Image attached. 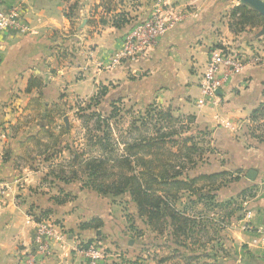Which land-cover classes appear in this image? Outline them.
<instances>
[{
    "label": "crops",
    "instance_id": "crops-1",
    "mask_svg": "<svg viewBox=\"0 0 264 264\" xmlns=\"http://www.w3.org/2000/svg\"><path fill=\"white\" fill-rule=\"evenodd\" d=\"M164 1L185 17L146 56L108 70L98 62L108 61L124 33L148 16L155 0H0V8L22 3L29 24L25 33L0 36V182L7 186L0 196V264H23L22 253L36 227L33 216L45 209L44 217L65 236L41 264H86L80 248L91 243L105 250L103 264H264V117L252 118L264 105V48L261 63L246 65L220 89L218 104H198L209 48L227 44L250 58L249 46L264 33V17L260 14L257 35L252 31L258 26L235 33L229 13L244 4L240 0ZM100 90L105 93L96 104H156L185 123L198 146L208 148L187 169L190 177L226 172L210 184L215 199L235 201L241 209L229 216L218 209L205 217L195 206L208 212L211 206L197 202L190 212L206 222V233L212 231L205 243L211 257L184 258L183 252H191L176 248L165 233L145 235H154L159 245L135 243L128 229L140 233L136 223L143 231L146 225L133 202L131 221L125 224L117 196L102 195L81 179L57 176L72 168L68 163L75 149L65 146L70 116L61 117L68 121L62 134L55 130V116L67 104H93ZM250 169L253 180L247 178Z\"/></svg>",
    "mask_w": 264,
    "mask_h": 264
},
{
    "label": "trees",
    "instance_id": "trees-1",
    "mask_svg": "<svg viewBox=\"0 0 264 264\" xmlns=\"http://www.w3.org/2000/svg\"><path fill=\"white\" fill-rule=\"evenodd\" d=\"M229 19V28L235 33L245 30L247 26L255 27L263 22V17L245 4H239L231 9ZM104 93V90H100L91 99L93 104L97 105V100ZM113 112L107 118H103L96 111L86 115L88 119L93 117L94 125L100 130L98 134L93 135V144L98 145L100 151L104 153L86 160L82 164L84 165L82 170L77 168H70L67 172L59 170L57 176L64 181L81 179L87 187L102 195L127 194L135 205L136 214L143 220L148 231L155 233L156 236L165 233L176 248L191 252L188 254L183 252L181 255L184 258L211 257L206 252L205 242L197 236L199 233L201 236L203 232L206 233L204 231L206 222L197 220L190 212L197 202L207 203V206L237 205L231 200L218 202L215 199L216 194L212 191L213 182L226 175V172L190 177L187 169L201 159L208 148L198 146L195 136L185 130L187 127L184 124H179V118L174 117L170 109L163 110L160 107L157 109L156 106H150L144 116L140 115L138 120L132 121L129 129L130 139L123 142L124 153L113 154L117 141L112 138L108 124V118L114 116ZM263 117L264 105L261 110H255L252 114L253 120ZM141 127L150 131L142 134ZM132 131L138 132L134 135ZM165 145H178L180 154L167 152L169 155L173 154L177 161L171 162L169 157H162L164 148L167 147ZM72 153V160L68 165L75 167L74 163L81 155L76 150H72ZM79 174H85V177ZM202 182L211 184L210 188L200 185ZM204 189L207 192H203ZM185 193H188L186 198ZM244 196L245 194L241 193V198ZM240 209V206H235L230 212H226V215L229 216L233 210ZM48 211L45 209L40 215L44 217ZM141 234L145 236L147 232ZM157 239L149 237L144 245H159L160 241ZM196 249L199 252V249H202L204 252L196 254Z\"/></svg>",
    "mask_w": 264,
    "mask_h": 264
},
{
    "label": "built area",
    "instance_id": "built-area-1",
    "mask_svg": "<svg viewBox=\"0 0 264 264\" xmlns=\"http://www.w3.org/2000/svg\"><path fill=\"white\" fill-rule=\"evenodd\" d=\"M25 12L20 2L0 8V36L8 31L27 32L29 24L25 18ZM185 15L186 13L176 12L170 3L155 0L148 16L135 21L124 33L120 47L109 53L106 63L99 61L97 66L110 70L123 63L143 58L157 41ZM250 48L252 55L250 58H247L246 54L239 49L227 44L214 45L209 48L204 71L199 80L203 98L198 100V104L207 102L218 104V92L234 75L241 72L248 64L255 65L262 62L263 57L260 52L263 49L259 50L255 45H251ZM6 189L7 186L0 182V196ZM33 220L36 227L30 245L22 253L23 264L43 263L51 256L54 244L65 236V233L50 218L38 213L33 216ZM247 227V224L243 225L244 229ZM104 251L102 247L93 243L80 248L86 264H103Z\"/></svg>",
    "mask_w": 264,
    "mask_h": 264
},
{
    "label": "rangeland",
    "instance_id": "rangeland-1",
    "mask_svg": "<svg viewBox=\"0 0 264 264\" xmlns=\"http://www.w3.org/2000/svg\"><path fill=\"white\" fill-rule=\"evenodd\" d=\"M263 25V24H262ZM261 25V26H262ZM259 30V26L256 27L254 29V31H252L254 34L257 32L258 33ZM256 33V35H257ZM249 36V35H248ZM251 45H255L257 46V48L259 50H261L262 48H264V33H262L261 35H257V38L255 39V41L251 44ZM251 45L249 47H251ZM129 102H134V104L129 103ZM129 102L123 101L121 103V101L118 102V104H91L89 108H86L88 106V104H79V102L77 101L76 104H67L68 106H65L64 111L60 112V115L57 114H52L51 117L54 118V115L58 120H57V124H58V128H56V132H58L59 134L64 133L63 131V120H62V116L63 115H68L70 116L71 120H72V129L70 133L68 134V141H65V146L72 144V146L70 148L75 149L76 151L79 152V154L81 155V157H79V159L77 160V162H75L74 166L72 167L74 169H79L82 170V168H84V165H82L86 160L92 158V157H96L99 154H103L98 145H94L93 144V135L94 134H98L100 132V130L97 129V127L94 125V121H93V117L92 118H87L86 115L90 114L93 111L99 112L100 115L104 117H109L113 112L114 116L111 118H108V124H109V128L112 134V138L114 140L117 141V144L115 145V152L113 154L116 155H120L122 153H124V145L123 142H125L126 139H130V133H129V129L131 126L132 121L134 120H138L140 118V115L144 116L147 112V110L149 109L150 106H156V108L158 109L159 106L156 104H137L134 100H130ZM161 108V107H160ZM163 110L165 108H162ZM181 123V122H180ZM181 124H185V123H181ZM53 126V123L52 125ZM176 126V125H175ZM174 126V128H175ZM179 126V125H178ZM183 130V129H181ZM187 132H190L187 128L185 129ZM183 130V131H185ZM141 133L142 134H147V131L149 130H145V128L141 127ZM185 131V132H186ZM56 132H54V134H57ZM138 131H132V134L136 135ZM184 132V133H185ZM53 137H57V135H53ZM52 136L50 137L49 143L52 141ZM49 138V137H48ZM64 146V147H65ZM167 147H165L164 152L162 157H169V160L171 162L173 161H177L172 155H178L180 154V149H178V145H174V146H168L165 145ZM180 148V147H179ZM170 151L171 153H173L172 155L167 154V152ZM62 164H66V162H63ZM67 172V171H66ZM68 174V173H67ZM79 176L81 177H85V174H79ZM118 201L120 202L121 206H122V211L123 215H125V224L130 222L131 220L129 219V216H131L132 218V213H131V207L132 204L130 203V199H125V198H129V196L127 194L125 195H119L117 196ZM129 200V201H128ZM223 200V199H222ZM221 202H226V200ZM238 206V205H233L231 204L228 207L225 206H211L212 211H209L203 207L202 205L199 206H195V212L197 214H199L200 212H203V215L205 214V217H210L213 216L212 214H216L218 211V209L223 213V212H230V209ZM216 207V208H215ZM128 214V215H127ZM202 215V214H201ZM127 217V218H126ZM135 222V221H134ZM130 224V223H129ZM136 226L138 228H140V233L137 231H132L131 229H128V224H127V229L129 230L126 234H128L127 236L131 237L132 239H134L135 243L137 244H143L146 242V240L150 238H154V235H148V236H143V234H141V232L143 231V227L142 224L140 222L136 223ZM209 232L208 233H204L201 236V233H199L197 236L201 237L202 242H207V238L212 236V231L211 229H208ZM108 231L110 233L113 232V228L109 227ZM205 231V230H204ZM146 232L148 234L152 233L150 231H148L146 229ZM206 235V236H204ZM153 248V247H151ZM149 249V248H148ZM154 254V253H153ZM148 255L146 254V257ZM151 256H152V252H151ZM155 258V254L153 256Z\"/></svg>",
    "mask_w": 264,
    "mask_h": 264
},
{
    "label": "water",
    "instance_id": "water-1",
    "mask_svg": "<svg viewBox=\"0 0 264 264\" xmlns=\"http://www.w3.org/2000/svg\"><path fill=\"white\" fill-rule=\"evenodd\" d=\"M242 3L247 4L251 8H253L255 11H257L259 14H261L264 17V2L262 0H240ZM262 31H264V28H262ZM64 122L68 124L67 117H64ZM255 177V171L253 169H250L247 173V178L250 180H253ZM132 239L129 240V244L132 243Z\"/></svg>",
    "mask_w": 264,
    "mask_h": 264
}]
</instances>
